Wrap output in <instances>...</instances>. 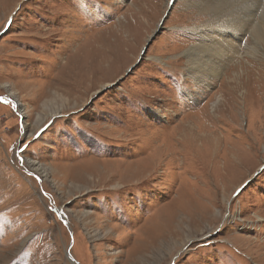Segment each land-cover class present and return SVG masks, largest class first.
<instances>
[{
  "label": "rangeland",
  "instance_id": "obj_1",
  "mask_svg": "<svg viewBox=\"0 0 264 264\" xmlns=\"http://www.w3.org/2000/svg\"><path fill=\"white\" fill-rule=\"evenodd\" d=\"M192 1L0 0V264H264V61Z\"/></svg>",
  "mask_w": 264,
  "mask_h": 264
},
{
  "label": "bare ground",
  "instance_id": "obj_2",
  "mask_svg": "<svg viewBox=\"0 0 264 264\" xmlns=\"http://www.w3.org/2000/svg\"><path fill=\"white\" fill-rule=\"evenodd\" d=\"M249 2L251 0L191 2L193 8H198L201 12L212 16L210 24L197 28L200 41L190 47L185 54L194 71L220 76L234 65V62L239 65L237 59L244 57L242 41L247 32L252 35L253 43L247 46L246 54L257 57L261 62L264 61L261 58L264 57V3L254 2L255 9H253L249 7ZM59 111V109L53 111L51 117ZM25 127L27 128V125ZM31 166L35 167L34 164ZM42 174L47 176L48 169H44Z\"/></svg>",
  "mask_w": 264,
  "mask_h": 264
},
{
  "label": "water",
  "instance_id": "obj_3",
  "mask_svg": "<svg viewBox=\"0 0 264 264\" xmlns=\"http://www.w3.org/2000/svg\"><path fill=\"white\" fill-rule=\"evenodd\" d=\"M70 258L74 261V259L70 256Z\"/></svg>",
  "mask_w": 264,
  "mask_h": 264
},
{
  "label": "snow or ice",
  "instance_id": "obj_4",
  "mask_svg": "<svg viewBox=\"0 0 264 264\" xmlns=\"http://www.w3.org/2000/svg\"><path fill=\"white\" fill-rule=\"evenodd\" d=\"M11 22H9V24H10ZM37 179H39V177H37Z\"/></svg>",
  "mask_w": 264,
  "mask_h": 264
}]
</instances>
